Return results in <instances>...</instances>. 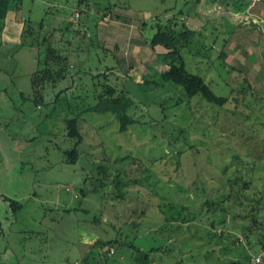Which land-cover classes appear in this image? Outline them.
Wrapping results in <instances>:
<instances>
[{
    "label": "rangeland",
    "instance_id": "rangeland-1",
    "mask_svg": "<svg viewBox=\"0 0 264 264\" xmlns=\"http://www.w3.org/2000/svg\"><path fill=\"white\" fill-rule=\"evenodd\" d=\"M232 1L20 0L17 16L42 23L70 68L36 94L45 45L0 53V264H249L263 251L264 5ZM172 18L195 31L185 68L222 106L158 84L171 56L149 40ZM104 85L134 100L125 132L87 111Z\"/></svg>",
    "mask_w": 264,
    "mask_h": 264
},
{
    "label": "trees",
    "instance_id": "trees-1",
    "mask_svg": "<svg viewBox=\"0 0 264 264\" xmlns=\"http://www.w3.org/2000/svg\"><path fill=\"white\" fill-rule=\"evenodd\" d=\"M19 1V0H16ZM216 0H213V2ZM15 0H0V31L3 27V21L8 9ZM198 2V0H196ZM77 3L87 4V0H77ZM224 3V2H223ZM249 4L248 0H236L232 1V7L234 12L238 13L243 11ZM228 3L225 4L224 10L227 11ZM174 18L167 19L165 24H156V31L149 40L151 48L161 47L170 52L171 60L168 63L167 69L163 70L159 74V85L164 82L173 83L175 86H179L184 91L186 97L191 98L196 95H200L208 103L222 106L226 102V98L217 96L208 87L204 80L196 74L190 73L184 64V60L181 56V50L188 47V44L193 40L195 31L185 29L176 30V24L173 21ZM70 24L65 26L68 31ZM43 24L39 23L37 27H33L30 21H25L21 31V45L30 44L37 45L43 43L45 49L43 50V56L39 60L40 68L35 71L31 77V87L37 94L46 84L52 86L56 85L60 81L66 79L67 70L70 68V63L67 55L61 54V51L53 46L50 41V33L41 35ZM64 29V32H65ZM224 55L220 54V58L223 59ZM154 83L152 81H144L142 84ZM134 100L123 92H117L115 88L109 85H104L103 89L97 96V103L87 108L88 112L105 114L111 113L115 116L119 122V131L125 132L128 127L134 124V119L128 114V111L132 108ZM66 135L70 139L74 140V147L65 152L66 161L69 163H75L78 160L79 153L76 147L82 142V134L79 131V122L77 118H70L66 120ZM116 186V197L123 199L124 193L121 192L125 185H120L118 179L112 181ZM244 186L246 183L244 182ZM10 203L14 209H18L21 205L8 198H4ZM107 241L98 240L94 243L95 248L101 250ZM261 248L264 250V225L263 232L261 234ZM88 258H86L87 260ZM87 262V261H86ZM92 261L89 264H93Z\"/></svg>",
    "mask_w": 264,
    "mask_h": 264
},
{
    "label": "crops",
    "instance_id": "crops-1",
    "mask_svg": "<svg viewBox=\"0 0 264 264\" xmlns=\"http://www.w3.org/2000/svg\"><path fill=\"white\" fill-rule=\"evenodd\" d=\"M212 5L214 3H217V7L220 6L221 3L220 0H216L213 2V0H210ZM20 0L16 1L11 4V7L8 9L6 16L3 21V27L0 31V53L3 51V55H1V59L6 60L7 56L16 48L19 46H22L20 40H21V31L23 28V24L25 20L22 18L21 13L17 16V11L19 9L20 11ZM223 8L222 6H220ZM250 5L248 4L246 8H249ZM203 8L207 9L206 3L203 1ZM245 8V9H246ZM224 9V8H223ZM244 9V10H245ZM253 20L260 23V20L258 21L257 18L252 16ZM5 56V57H3ZM10 59V58H9ZM2 68V66H0Z\"/></svg>",
    "mask_w": 264,
    "mask_h": 264
},
{
    "label": "built area",
    "instance_id": "built-area-1",
    "mask_svg": "<svg viewBox=\"0 0 264 264\" xmlns=\"http://www.w3.org/2000/svg\"><path fill=\"white\" fill-rule=\"evenodd\" d=\"M249 5H254V4H262L264 5V0H248ZM77 17V13H76ZM249 264H264V250L257 255L252 256L249 259Z\"/></svg>",
    "mask_w": 264,
    "mask_h": 264
}]
</instances>
